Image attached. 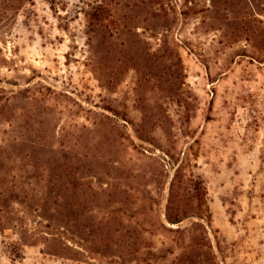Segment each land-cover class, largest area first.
Segmentation results:
<instances>
[{
  "label": "rangeland",
  "instance_id": "obj_1",
  "mask_svg": "<svg viewBox=\"0 0 264 264\" xmlns=\"http://www.w3.org/2000/svg\"><path fill=\"white\" fill-rule=\"evenodd\" d=\"M0 264H264V0H0Z\"/></svg>",
  "mask_w": 264,
  "mask_h": 264
}]
</instances>
